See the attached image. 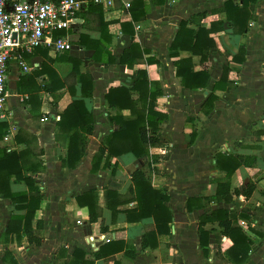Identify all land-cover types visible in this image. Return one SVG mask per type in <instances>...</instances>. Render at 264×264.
Masks as SVG:
<instances>
[{
  "label": "crops",
  "instance_id": "1",
  "mask_svg": "<svg viewBox=\"0 0 264 264\" xmlns=\"http://www.w3.org/2000/svg\"><path fill=\"white\" fill-rule=\"evenodd\" d=\"M135 1L131 0L132 6ZM142 1L146 13L136 21L132 19L130 8H124L119 1L107 14L102 8L111 36L110 42L103 41L102 45L112 51L116 59L112 64L96 61L94 49L76 43L81 33L100 37L98 31L83 26V15L92 0L80 15L82 21L65 31L70 40V47L65 52L57 54L50 48L39 47L32 53L21 50L13 53L9 61L7 104L12 118L0 119L8 123L0 147L7 151L24 150L28 136L24 134L17 141L16 135L20 130L36 136L31 147L37 154L31 156L30 165L37 168L34 175L43 199L32 227L37 229L39 222L42 242L41 245L30 243L24 231L20 235L7 231L12 216L23 215L25 210H18L9 198L0 193V264H70L66 256L59 255L62 248L70 247L82 248L87 259L95 260L94 254L108 242L107 238L123 240L128 248L137 250L136 259H131L124 251L116 254L119 264H264V0H257L254 4L255 18L242 35L233 32L225 12L216 11L226 0ZM204 11L207 14L202 24L206 28L212 22L224 23V29L212 34L217 45L209 58L202 61L191 51L171 50L180 21ZM125 22L132 23L127 32L121 26ZM189 27L197 28L193 24ZM132 42L139 43L142 49L150 52L146 57H155L159 62L148 64L140 61L132 68L120 64L119 57ZM241 46L246 48V59L238 63L233 57ZM175 53L178 56H173ZM70 57L81 60L80 71L91 77L94 87L92 97L84 98L94 116V132L89 136L86 154L74 169L63 165L68 154L67 137L60 133L57 117L73 99L82 97L81 86L76 85V96L67 86L55 91L44 87L51 82L45 69L53 68L60 78H65L73 69ZM180 58H192L195 71L207 70L210 81L206 88L190 89L182 85L175 66V61ZM19 59L28 70L23 69ZM226 66L234 87L230 91L217 90L214 109L206 115L202 112V104ZM138 70H146L149 79L158 82L162 90L156 106L168 116L160 125L162 145L150 147L147 159L157 160L153 164L157 168L152 175L153 184L167 190L173 212L171 233L161 235L157 247L146 249H142V236L155 227L153 219L129 222L127 214L121 212L114 220L112 212L104 207V190L110 188L126 192L131 185L132 173L141 167L143 160L132 153H125L111 159L112 164L116 163L115 172L111 166L92 172L94 156L105 136L116 127L111 120L116 110L108 105L105 95L111 87H131ZM39 87L42 89L37 93ZM29 96L33 102H41V107L32 109V104L27 103ZM133 97L137 98L138 94ZM130 113V109L122 110L126 117ZM193 129L197 136L189 144ZM218 152L233 153L251 162L244 163L234 173L232 200L229 202L213 200L216 180L224 175L216 167ZM15 178L12 175L10 179L11 191H29L30 187L24 180L16 181ZM249 182L255 185V189L250 197H246L243 191ZM90 189L98 190V205L102 208L96 223L90 222L88 208L80 206L75 198ZM235 189L240 193H234ZM189 197H203L204 200L197 202L189 211ZM135 206L136 202H131L120 209ZM218 208L235 212L244 209V213L249 215L248 220L239 221L252 240L248 258L242 263L220 257L219 252L225 255L233 242L220 233L218 222H207L204 226L206 230H213L209 236L210 246L205 250L200 244V216ZM102 226L108 227V231H103ZM95 264H114V261L102 258L96 259Z\"/></svg>",
  "mask_w": 264,
  "mask_h": 264
},
{
  "label": "trees",
  "instance_id": "2",
  "mask_svg": "<svg viewBox=\"0 0 264 264\" xmlns=\"http://www.w3.org/2000/svg\"><path fill=\"white\" fill-rule=\"evenodd\" d=\"M158 2V0H157ZM160 2H164L161 0ZM257 0H226L222 7L216 11L225 12L227 20L232 23V29L235 34L242 35L249 29L250 21L255 18L254 4ZM143 1H135L130 7L133 20H138L141 14H145V8L142 7ZM207 12H199L190 16L188 19H182L179 23V29L173 39L171 50H188L194 55H199L202 61L209 58L210 53L216 48V41L212 36L224 29L222 21L212 22L209 28L202 24ZM85 29H94L100 33L99 38H94L91 34L81 33L77 44L84 45L95 50L93 58L96 61H103L107 64L116 62L112 51L105 48L102 43L110 42L111 36L108 32V22L104 19L102 7L94 2H90L89 8L83 15ZM190 24L197 28L189 27ZM122 30L127 32L132 23H121ZM61 32V33H60ZM58 34H66L60 31ZM131 32V31H130ZM133 34V31H132ZM134 35V34H133ZM150 53L142 49L137 42L124 50L119 57V63L133 67L136 63L143 61L148 64L158 63L155 57L148 56ZM173 56H178L177 53ZM73 63L72 71L65 77L60 78L53 68L45 69L50 75L51 82L44 86L50 91L67 86L73 96H76V85L81 86V98H75L57 117V127L60 133L67 137V159H63V165L71 169L76 168L82 157L86 154L89 136L94 132V116L92 111L87 108L84 98L92 97L94 92L93 81L88 74L80 71L81 60L75 57L68 58ZM246 59V48L240 47V51L233 57L235 62L241 63ZM176 74L181 78L184 87L190 89L206 88L209 85L210 74L207 70H194L192 58H180L175 61ZM137 78L131 87L116 86L111 87L106 93L105 98L108 105L116 110V114L111 116V120L116 123L112 132L105 136L100 145L98 153L92 161V172L97 173L101 168L113 167L115 172L116 163L112 164L111 159L125 153H132L136 158L142 159V165L131 175V185L126 192H120L117 189L106 188L104 190V207L112 212L115 220L121 212L127 214L129 222L142 221L152 218L155 227L142 236V249L148 247L155 248L159 244V237L171 233L173 223V212L169 205L170 196L167 190L159 189L153 184L152 175L157 170L153 164L156 159L149 161V148L161 146L159 137L160 125L167 119V114L159 111L157 99L162 90L158 82L151 81L146 70H138ZM234 83L229 79V67L226 66L219 80L215 81L211 94L202 104V112L209 114L215 106L218 95L217 90L230 91ZM42 87H39L40 91ZM30 93V92H29ZM137 93L138 97L133 95ZM27 103L32 104V109L40 108L41 102L35 103L31 96ZM123 109H130V115L124 116ZM8 123L0 121V140L5 134ZM264 132V130H263ZM26 134L27 147L21 151H7L0 147V193L9 198L15 204L18 210H25L23 215L12 216L7 231L9 233H26L30 243L41 245L42 238L39 234L40 224L37 229H33L32 221L35 218L36 211L40 208L43 194L36 184L34 173L37 168L30 165L31 156L36 155L37 151L31 147L36 140L34 134L25 130H20L16 135V140L20 141V136ZM197 136L193 129L190 135L189 144H192ZM251 164L245 161V158L227 152H218L216 154V167L220 173L224 174L216 180V192L213 196L214 201L229 202L232 200L231 180L234 173L243 165ZM15 175L16 181L24 180L30 187L29 191H11L10 179ZM255 189V185L248 183L243 195L250 197ZM234 193L240 191L235 189ZM77 203L82 207H87L89 220L92 223L99 221L102 208L98 205L99 192L97 189H90L75 196ZM203 197L187 199L188 210L192 211L197 202L203 201ZM209 201V198H206ZM136 202V206L131 209L121 210L122 205ZM202 204H199L201 207ZM240 219L248 220L249 215L240 212L231 211L226 208H218L211 213H204L200 216L198 222L199 239L201 246L206 250L209 246V236L213 230H206L204 226L207 222H218L220 233L230 238L233 244L226 250L225 255L219 252L223 259L232 260L235 263L244 262L251 250L252 240L239 223ZM18 226V228H17ZM103 231H108V227L102 226ZM131 259H136L137 250L135 247L128 248L123 240H110L102 244L99 250L94 254V258L116 261V254L123 252ZM61 257L66 256V261L70 264H95V260L86 258L87 253L80 247L62 248Z\"/></svg>",
  "mask_w": 264,
  "mask_h": 264
},
{
  "label": "built area",
  "instance_id": "3",
  "mask_svg": "<svg viewBox=\"0 0 264 264\" xmlns=\"http://www.w3.org/2000/svg\"><path fill=\"white\" fill-rule=\"evenodd\" d=\"M90 0H0V119L12 118L8 111L9 61L17 50L32 53L36 48H50L57 54L70 47L69 31L82 18ZM107 14L115 9L117 1L124 8L131 0H92ZM20 57V56H19ZM24 70L25 63L19 59ZM110 241L109 238H107Z\"/></svg>",
  "mask_w": 264,
  "mask_h": 264
},
{
  "label": "water",
  "instance_id": "4",
  "mask_svg": "<svg viewBox=\"0 0 264 264\" xmlns=\"http://www.w3.org/2000/svg\"><path fill=\"white\" fill-rule=\"evenodd\" d=\"M77 21H78V22H81V21H82V19H81V18H80V19H77Z\"/></svg>",
  "mask_w": 264,
  "mask_h": 264
}]
</instances>
